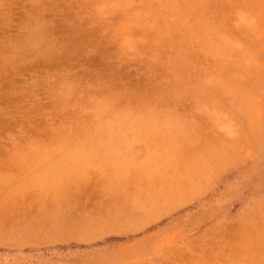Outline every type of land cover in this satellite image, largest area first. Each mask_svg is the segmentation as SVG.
Segmentation results:
<instances>
[{"label":"rangeland","instance_id":"obj_1","mask_svg":"<svg viewBox=\"0 0 264 264\" xmlns=\"http://www.w3.org/2000/svg\"><path fill=\"white\" fill-rule=\"evenodd\" d=\"M0 264H264V0H0Z\"/></svg>","mask_w":264,"mask_h":264}]
</instances>
